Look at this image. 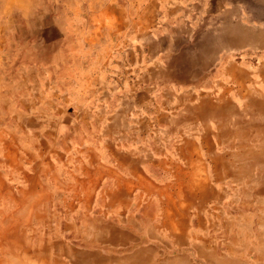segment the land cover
I'll use <instances>...</instances> for the list:
<instances>
[{
	"label": "crops",
	"instance_id": "obj_1",
	"mask_svg": "<svg viewBox=\"0 0 264 264\" xmlns=\"http://www.w3.org/2000/svg\"><path fill=\"white\" fill-rule=\"evenodd\" d=\"M121 1L0 0L1 264H220L264 237V208L236 218L230 193L264 205V68L237 61L250 0Z\"/></svg>",
	"mask_w": 264,
	"mask_h": 264
},
{
	"label": "rangeland",
	"instance_id": "obj_2",
	"mask_svg": "<svg viewBox=\"0 0 264 264\" xmlns=\"http://www.w3.org/2000/svg\"><path fill=\"white\" fill-rule=\"evenodd\" d=\"M138 1L140 5L148 3L147 0H138ZM240 1L241 0L239 1L235 0V3L239 4ZM250 1H251L250 2L251 4L250 15L253 17L255 13L253 12L252 7L253 6H264V0H250ZM121 2H122V5L131 4V0H122ZM236 11H237L235 14L236 17L239 15L240 16L242 15L241 9L236 10ZM252 17L250 21L251 23H249L251 44L245 46V51H250L251 55H246L247 53L239 54L237 61H241V63L243 64L244 63L243 59L247 58L251 61V64L253 66H257V67L260 66V68H264V57H263L264 56V29H263L264 27H262L264 26V20H254L252 19ZM109 21H113V20L109 19ZM125 21L126 19H122V23L123 22L125 23ZM2 33L3 31L1 32V35L4 36V34ZM235 36L236 38L238 36H242V31L239 33L235 31ZM238 47L239 46L235 45V50ZM243 55H244V58H243ZM245 164H246V161H242L241 157L236 158L235 175H236L237 182L235 184L237 186L243 184V182L245 181L246 175L239 172V169L245 166ZM255 184L257 185L256 182L251 183V186ZM258 191H259L258 188L250 189V188H242V186L236 187L235 189H232L230 191L231 195L235 199V213H236L235 217L236 218L240 214L258 212L259 208H264V205H258V200L260 197L259 194H257ZM235 223H236V228H237L238 225L242 223V221H240V219H236ZM245 240H250L251 241L250 245L249 244L244 245ZM224 248H221L219 252L220 264H246L247 261L248 263L250 262L249 264H264V237L263 236L247 238V237H243L240 235V237H235L233 244H230L229 246L224 247Z\"/></svg>",
	"mask_w": 264,
	"mask_h": 264
},
{
	"label": "bare ground",
	"instance_id": "obj_3",
	"mask_svg": "<svg viewBox=\"0 0 264 264\" xmlns=\"http://www.w3.org/2000/svg\"><path fill=\"white\" fill-rule=\"evenodd\" d=\"M239 1V0H238ZM159 2V1H158ZM163 2V1H162ZM234 2V1H233ZM247 2V1H246ZM251 2V1H250ZM263 3V2H262ZM247 5H248V7L249 8H251V4L250 3H247ZM201 7V6H200ZM236 8V7H235ZM252 9H253V12L255 13V15L252 17L251 15V17H252V19H254V20H264V6H253L252 7ZM199 10V9H198ZM220 10V9H219ZM202 11V10H201ZM231 11H234V10H231ZM206 13V12H205ZM219 13V12H218ZM223 13H225V12H223ZM236 14V13H235ZM226 15V14H225ZM224 15V16H225ZM214 16V15H213ZM221 19V18H220ZM248 20V18L246 17V16H244L243 14L240 16H235L234 17V19H233V21H231V24L230 25H233V27H234V32L236 31L237 33H239V32H241L242 31V28H243V26H244V24H245V22ZM209 21V20H208ZM213 21H214V19H213ZM86 23V22H85ZM262 24V23H261ZM35 26V25H34ZM259 26V25H258ZM219 27V26H218ZM253 27V26H252ZM262 27H264V26H262ZM261 27V28H262ZM220 28V27H219ZM264 29V28H263ZM221 30V29H220ZM188 31V30H187ZM201 31H204V30H201ZM186 33V32H185ZM184 33V34H185ZM188 34V33H187ZM210 34V33H209ZM182 35V34H181ZM180 35V36H181ZM195 36V35H194ZM186 37V36H185ZM184 37V35H183V38H185ZM260 37V36H259ZM182 38V37H181ZM66 39V38H65ZM193 39V38H192ZM215 39V38H214ZM255 39V38H254ZM186 40V39H185ZM201 40H203L204 41V39H201ZM213 40V39H212ZM222 40V39H221ZM181 41H183V40H181ZM222 41H224V40H222ZM220 42V41H219ZM219 42H217L218 44H219ZM254 42V41H253ZM196 43V42H195ZM227 43V42H226ZM194 44V43H193ZM224 44V43H223ZM240 44V43H239ZM250 44V43H249ZM209 45V44H208ZM216 45V44H215ZM244 45H242V47H243ZM241 47V46H240ZM255 47V46H254ZM188 48V47H187ZM253 48V47H252ZM218 49V48H217ZM220 49V48H219ZM222 49V48H221ZM220 49V50H221ZM263 50V49H262ZM262 50H260V51H262ZM207 51V50H206ZM192 52V51H191ZM208 52V51H207ZM214 52V51H213ZM244 52V51H243ZM256 52V51H255ZM257 53V52H256ZM262 53V52H261ZM243 54V53H242ZM200 55V54H199ZM202 55V54H201ZM205 55H207V54H205ZM227 55V54H226ZM208 56V55H207ZM203 58V57H202ZM219 58V57H218ZM227 59V58H226ZM200 60H201V58H200ZM217 60V59H216ZM205 62V61H204ZM154 63V62H153ZM222 64V63H221ZM220 65V64H219ZM165 67V66H164ZM225 69V68H224ZM208 70V69H207ZM206 70V71H207ZM218 71V70H217ZM233 71H235V70H233ZM226 73V72H225ZM261 73V72H260ZM259 73V74H260ZM234 74L237 76V77H240V73L239 72H237V71H235L234 72ZM256 74V73H255ZM227 75V74H226ZM250 75V74H249ZM231 77V76H230ZM229 77V78H230ZM246 78V77H245ZM258 79V78H257ZM227 80V79H226ZM27 81V80H26ZM230 81V80H229ZM234 81V80H233ZM206 82V81H205ZM254 82V81H253ZM219 83V82H218ZM226 83V82H225ZM228 83V82H227ZM207 84V83H206ZM212 84V83H211ZM222 84V83H221ZM229 84V83H228ZM246 84V83H245ZM94 85V84H93ZM204 85V84H203ZM252 85V84H251ZM258 85V84H257ZM220 86V85H219ZM258 86H260V85H258ZM150 87V86H149ZM203 88V87H202ZM201 88V89H202ZM206 88V87H205ZM262 88V87H261ZM203 90V89H202ZM210 90V89H209ZM197 91V90H196ZM232 91V90H231ZM192 92V91H191ZM209 92V91H208ZM221 92H222V90H221ZM234 92V91H233ZM203 93H204V91H203ZM187 94V93H186ZM205 94V93H204ZM36 95V94H35ZM198 95V94H197ZM208 95V94H207ZM222 96V95H221ZM242 96V95H241ZM188 98V97H187ZM191 98V97H190ZM194 98V97H193ZM200 98V97H199ZM202 98V97H201ZM208 98V97H207ZM224 98V97H223ZM175 99V98H174ZM197 99V98H196ZM195 99V100H196ZM215 99V98H214ZM218 99V98H217ZM227 99V98H226ZM176 100V99H175ZM179 100V99H178ZM201 100V99H200ZM212 100H213V98H212ZM220 100V99H219ZM203 101H205V100H203ZM222 101V100H221ZM257 100H255L254 101V104L255 105H259L258 103H260L259 101H257ZM189 102H190V100H189ZM193 102V101H192ZM214 102H215V100H214ZM223 102V101H222ZM225 102V101H224ZM221 103V102H220ZM226 103V102H225ZM224 103V104H225ZM34 104V103H33ZM197 104V103H196ZM201 104H202V102H201ZM223 104V105H224ZM232 105V104H231ZM230 105V106H231ZM83 106V105H82ZM192 107V106H191ZM194 107H195V105H194ZM199 107V106H198ZM185 111V110H184ZM198 111H200V110H198ZM210 111V110H209ZM230 111V110H229ZM239 111V110H238ZM195 112V111H194ZM207 113H209L208 111H207ZM192 114V113H191ZM231 114V113H230ZM246 114V113H245ZM185 115V114H184ZM205 116L207 115V114H204ZM222 115V114H221ZM263 115V114H262ZM216 116H218V115H216ZM182 117V116H181ZM212 117V116H211ZM235 117V116H234ZM234 117H232V118H234ZM59 118V117H58ZM245 118V117H244ZM243 118V119H244ZM211 119V118H210ZM236 119V118H235ZM255 119V118H254ZM214 120V119H213ZM233 120V119H232ZM236 120H238V119H236ZM241 120V119H240ZM163 121H165V120H163ZM239 121V120H238ZM244 121V120H243ZM254 121V120H253ZM240 122V121H239ZM245 122V121H244ZM231 123V122H230ZM241 123H243V122H241ZM216 124V123H215ZM219 125V124H218ZM87 126V125H86ZM195 126V125H194ZM197 126V125H196ZM224 126V125H223ZM222 127V126H221ZM170 128V127H169ZM193 128V127H192ZM191 128V129H192ZM173 129V128H172ZM190 130V129H189ZM195 130V129H194ZM200 130V129H199ZM185 131V130H184ZM197 132V131H196ZM179 134V133H178ZM189 134V133H188ZM190 135V134H189ZM194 135V134H193ZM196 135V134H195ZM198 137V136H197ZM212 137V136H211ZM214 138V137H213ZM199 139V138H198ZM215 140V139H214ZM1 142V141H0ZM154 142H156V141H154ZM186 142V141H185ZM234 142V141H233ZM49 144V143H48ZM2 145H4V144H2ZM187 145V144H186ZM220 145V144H219ZM2 148V147H1ZM229 148V147H228ZM188 152V151H187ZM217 152V151H216ZM86 153V152H85ZM230 153V152H229ZM228 154V153H227ZM215 155V154H214ZM213 155V156H214ZM224 155V154H223ZM88 156H90L89 154H88ZM230 156V155H229ZM222 157V156H221ZM42 158V157H41ZM211 158V157H210ZM225 158V157H224ZM72 160V159H71ZM204 160V159H203ZM188 162V161H187ZM197 163V162H196ZM40 164V163H39ZM2 165V164H1ZM8 166V165H7ZM11 166V165H10ZM168 166V165H167ZM56 167V166H55ZM126 167V166H125ZM65 168V167H64ZM58 169V168H57ZM177 171V170H176ZM219 171V170H218ZM50 173V172H49ZM79 174V173H78ZM83 175V174H82ZM55 183V182H54ZM198 185H199V183L197 184V188H198ZM210 186V185H209ZM195 188H196V186H194ZM194 188V189H195ZM197 188L195 189V190H197ZM199 188H200V186H199ZM211 188V187H210ZM35 190V189H34ZM199 190V189H198ZM55 191V190H54ZM56 192V191H55ZM68 193V192H67ZM14 196H15V193L13 194ZM84 195V194H83ZM94 195V194H93ZM17 196V195H16ZM190 196V195H189ZM194 197V196H193ZM31 200V199H30ZM30 200H28V201H30ZM33 200V199H32ZM32 200L30 201V203L28 202V204H32ZM69 201V200H68ZM196 202V201H195ZM194 202V203H195ZM175 205V204H174ZM181 206L183 207V203H181ZM31 208H32V205L30 206ZM139 207V206H138ZM175 207V206H174ZM185 207H187V206H185ZM178 208V207H177ZM26 209H27V211H29L30 212V208H29V205H28V208H27V205H26ZM29 209V210H28ZM85 209H86V207H85ZM87 210V209H86ZM77 211V210H76ZM181 213V212H180ZM25 214H26V212H25ZM25 214H23V215H25ZM27 214H28V216H29V213L27 212ZM219 215V214H218ZM8 217V216H7ZM25 218V216H19V218ZM41 217V216H40ZM37 218H39V217H37ZM48 219V218H47ZM161 219V218H160ZM260 220V219H259ZM2 221V220H1ZM0 221V222H1ZM23 221H25V220H23ZM34 222V221H33ZM42 222V221H41ZM40 222V223H41ZM47 222V221H46ZM2 223H4V222H1V224ZM32 223V222H31ZM37 223H38V221H37ZM67 223V222H66ZM165 223V222H164ZM4 224H6V223H4ZM8 224L9 223H7V227H8ZM39 224V223H38ZM52 224V223H51ZM166 224V223H165ZM10 225V224H9ZM69 225V224H68ZM173 226H176V228H177V224L175 225V222H173V224H172ZM173 226H171V227H173ZM24 227V226H23ZM37 227V226H36ZM2 228L3 229H5L6 227H5V225H4V227H3V225H2ZM25 228V227H24ZM44 228V227H43ZM51 228V227H50ZM168 228V227H167ZM174 228V227H173ZM180 228V227H179ZM186 228V227H185ZM1 229V228H0ZM3 229H2V232H3ZM9 229V228H8ZM28 229H30L29 227H28ZM175 229V228H174ZM17 230V229H16ZM15 230V231H16ZM45 230V229H44ZM52 230V229H51ZM172 230V229H171ZM176 230H178V232L180 233V232H182V231H180L179 229H176ZM175 230V231H176ZM18 231V230H17ZM20 231V230H19ZM24 231V230H23ZM22 231V232H23ZM33 231V230H32ZM48 231V230H47ZM55 231V230H54ZM84 231V230H83ZM0 232H1V230H0ZM46 232V231H45ZM50 232V231H49ZM58 232V231H57ZM56 232V233H57ZM29 233V232H28ZM47 233V232H46ZM174 233V232H173ZM1 235H0V237L2 236V234L3 233H0ZM5 234V233H4ZM6 234H8V232L6 233ZM5 234V235H6ZM34 234V233H33ZM37 234H38V232H37ZM54 234V233H53ZM24 235V234H23ZM176 235H178V234H176ZM187 235V234H186ZM196 235V234H195ZM18 236H19V234H18ZM34 236H35V234H34ZM46 236H48V234L46 235ZM61 236V235H60ZM189 236V235H188ZM193 236V235H192ZM3 237V236H2ZM9 237V241L11 240L10 239V236H8ZM32 237H33V235H32ZM54 237H55V235H54ZM179 237V236H178ZM181 237V236H180ZM13 238V237H12ZM24 238V237H23ZM182 238V237H181ZM3 239V238H2ZM2 239H0L1 240V242L3 241ZM61 239V238H60ZM180 239V238H179ZM173 240V239H172ZM181 240V239H180ZM6 241H8V240H6ZM11 241H15L14 239L13 240H11ZM11 241H10V243H11ZM17 241V240H16ZM16 241L12 244L13 246H15V247H17V244H16ZM24 241H25V239H24ZM51 241V240H50ZM61 241V240H60ZM68 241V240H67ZM4 243H3V247H4V244L5 243H7L8 244V242H5V240L3 241ZM198 242V241H197ZM17 243H19V241H17ZM5 245V247L4 248H6V246H8V245ZM33 244V243H32ZM50 244V243H49ZM58 244H60V243H58ZM113 244V243H112ZM176 244V243H175ZM2 245V244H1ZM37 245V244H36ZM52 245V244H51ZM57 245V244H56ZM61 245V244H60ZM64 245V244H63ZM224 245V244H223ZM250 245V244H249ZM178 246V245H177ZM9 247V246H8ZM8 247L6 248L7 250H8ZM12 247V246H11ZM42 247V246H41ZM38 248V247H37ZM57 248V247H56ZM69 248H70V246H69ZM194 248V247H193ZM235 248V247H234ZM21 249H22V247H21ZM30 249V248H29ZM32 249H34V248H32ZM45 249V248H44ZM51 249V248H50ZM65 249V248H64ZM224 249H226V248H224ZM240 249V248H239ZM69 250V249H68ZM238 250V249H237ZM1 251V250H0ZM3 251V250H2ZM51 251V250H50ZM55 251V250H54ZM149 251V250H148ZM199 250H197V252H198ZM7 253V252H10V251H7L6 252V250L4 249V251H3V253ZM143 252H145V250L143 251ZM150 252V251H149ZM2 253V252H1ZM5 253L3 254V255H5ZM11 253V252H10ZM16 254H17V252H15ZM69 253V252H68ZM97 253V252H96ZM12 254V253H11ZM64 254V253H63ZM63 254H61V255H63ZM70 254V253H69ZM68 254V255H69ZM75 254V253H74ZM92 254V253H91ZM145 254V253H144ZM210 254V253H209ZM209 254H207V256L209 255ZM8 256H9V253L7 254ZM13 255V254H12ZM44 255V254H43ZM54 255V254H53ZM67 255V256H68ZM202 255H203V252H202ZM6 256V255H5ZM8 256H7V258H8ZM99 256H100V254H99ZM144 256V255H143ZM150 256V255H149ZM13 257V256H12ZM73 257V256H72ZM75 257H76V255H75ZM97 257V256H96ZM101 257V256H100ZM100 257H99V259H100ZM131 257V256H130ZM129 257V258H130ZM202 257V256H201ZM210 257V255L208 256V258ZM2 258V257H1ZM52 258L53 257H51V260H52ZM77 258V257H76ZM80 258V257H79ZM92 258V257H91ZM116 258V257H115ZM126 258V257H125ZM142 258H144V257H142ZM178 258V257H177ZM199 258V257H198ZM46 259V258H45ZM82 259V258H81ZM86 259V258H85ZM180 259V258H179ZM178 259V260H179ZM205 259V258H204ZM207 259V258H206ZM211 259V258H210ZM3 260V259H2ZM73 260V259H72ZM78 260V259H77ZM92 260V259H91ZM101 260V259H100ZM99 260V261H100ZM132 260H133V258H132ZM141 260V259H140ZM144 260V259H143ZM183 260V259H182ZM181 260V261H182ZM5 261H7V259L5 260ZM18 261V260H17ZM48 261V260H47ZM79 261V260H78ZM98 261V260H97ZM98 261V262H99ZM131 261V260H130ZM134 261V260H133ZM138 261V260H137ZM8 263H9V261H7ZM70 262H72V261H70ZM94 262V261H93ZM97 262V263H98ZM106 263H107V261H105ZM5 264H6V262H4ZM25 263H27V262H25ZM68 263V262H67ZM79 264H80V261L78 262ZM85 263V262H84ZM101 263V262H100ZM103 263V262H102ZM135 263V262H134ZM140 263V262H139ZM211 263V262H210ZM0 264H1V261H0ZM10 264H11V262H10ZM19 264H21L20 262H19ZM51 264V263H50ZM73 264V263H72ZM86 264V263H85ZM89 264V263H88ZM114 264V263H113ZM130 264V263H129ZM170 264V263H169ZM172 264V263H171ZM185 264V263H184ZM187 264V263H186Z\"/></svg>",
	"mask_w": 264,
	"mask_h": 264
}]
</instances>
